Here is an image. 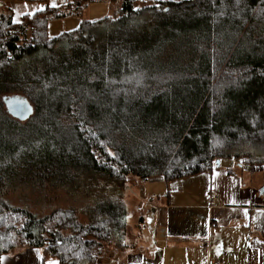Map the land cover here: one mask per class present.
<instances>
[{
    "label": "trees",
    "instance_id": "obj_1",
    "mask_svg": "<svg viewBox=\"0 0 264 264\" xmlns=\"http://www.w3.org/2000/svg\"><path fill=\"white\" fill-rule=\"evenodd\" d=\"M21 1L45 8L0 12V264L22 248L60 264L121 249L130 177L264 167V0H108L113 14L55 37L50 22L99 0Z\"/></svg>",
    "mask_w": 264,
    "mask_h": 264
},
{
    "label": "crops",
    "instance_id": "obj_2",
    "mask_svg": "<svg viewBox=\"0 0 264 264\" xmlns=\"http://www.w3.org/2000/svg\"><path fill=\"white\" fill-rule=\"evenodd\" d=\"M100 2L111 4L92 5ZM44 8L40 2L0 0V12H10L15 23ZM223 161L211 171L166 181L167 190L157 183L161 178L141 183L130 177L126 198L133 201L128 215L135 210V226L127 222L122 248L110 246L98 264H264V167ZM1 264L60 263L41 249L22 248Z\"/></svg>",
    "mask_w": 264,
    "mask_h": 264
},
{
    "label": "rangeland",
    "instance_id": "obj_3",
    "mask_svg": "<svg viewBox=\"0 0 264 264\" xmlns=\"http://www.w3.org/2000/svg\"><path fill=\"white\" fill-rule=\"evenodd\" d=\"M180 1V0H178ZM120 2H117L115 4H105L103 2H100L98 4L95 5H90L89 9H85L83 11V15L82 17H77V16H71L65 19H59V20H54L53 22H50V26H49V33L50 36L55 37L58 36L60 34H62L63 32H68V31H72L75 30L81 23L82 20H98L101 19L103 17H106L110 14H113L114 11L117 10L118 6H119ZM234 160H224L223 161V165H230V163H233ZM260 168V167H258ZM161 178V177H158ZM163 179V178H161ZM139 182L143 183V180H140ZM149 182H147L146 184H148ZM162 183L163 187L165 188V190L168 189V187H165V185H167L166 181L163 179L161 182H157ZM158 188V187H157ZM172 188V186H171ZM64 193H57V194H53L50 197L51 198H56L55 201V206L60 207V208H66V207H70L72 205H75L73 202H68L64 196ZM126 203L127 205H129L130 203L132 204V202H129V199L126 198ZM130 204V205H131ZM50 210H46L45 213H50ZM136 216H135V210H133L132 214H130V217L128 215L127 217V222L130 220L132 226H135V220H136Z\"/></svg>",
    "mask_w": 264,
    "mask_h": 264
},
{
    "label": "water",
    "instance_id": "obj_4",
    "mask_svg": "<svg viewBox=\"0 0 264 264\" xmlns=\"http://www.w3.org/2000/svg\"><path fill=\"white\" fill-rule=\"evenodd\" d=\"M9 104V111L13 114V116L18 117L19 119L25 120L32 113V110L27 103L17 101ZM220 163V160H218L217 166H219Z\"/></svg>",
    "mask_w": 264,
    "mask_h": 264
},
{
    "label": "built area",
    "instance_id": "obj_5",
    "mask_svg": "<svg viewBox=\"0 0 264 264\" xmlns=\"http://www.w3.org/2000/svg\"><path fill=\"white\" fill-rule=\"evenodd\" d=\"M212 203H215L216 202V199H212L211 200ZM207 264H221V261H217V260H208Z\"/></svg>",
    "mask_w": 264,
    "mask_h": 264
},
{
    "label": "snow or ice",
    "instance_id": "obj_6",
    "mask_svg": "<svg viewBox=\"0 0 264 264\" xmlns=\"http://www.w3.org/2000/svg\"><path fill=\"white\" fill-rule=\"evenodd\" d=\"M53 6H55V5L53 4ZM25 7H27V5H25Z\"/></svg>",
    "mask_w": 264,
    "mask_h": 264
}]
</instances>
